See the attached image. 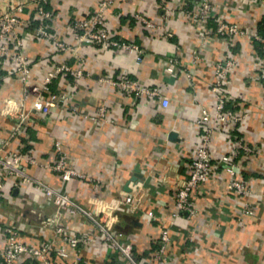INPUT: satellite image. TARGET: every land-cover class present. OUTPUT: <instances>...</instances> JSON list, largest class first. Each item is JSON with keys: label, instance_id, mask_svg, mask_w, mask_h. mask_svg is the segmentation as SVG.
<instances>
[{"label": "crops", "instance_id": "1", "mask_svg": "<svg viewBox=\"0 0 264 264\" xmlns=\"http://www.w3.org/2000/svg\"><path fill=\"white\" fill-rule=\"evenodd\" d=\"M21 1L25 0H0V13ZM99 1L42 2V6L57 14L54 21L47 24L51 36L74 44L70 22L93 12ZM171 2L173 6L179 5L176 0ZM245 5L250 12L242 22L252 25V21H257L254 5L251 1ZM134 11H142L156 22L163 19L153 0H116L109 9L111 35L135 42L144 50L139 64H135L132 51H109L101 46L79 49L75 56L56 52L51 41L32 35L38 18L36 6H28L19 14L18 31L24 38L29 57L31 81H40L54 63L61 61L76 68L82 66L88 74L78 79L65 75L52 80L50 89L65 92L77 105V110H70L66 104H55L46 113L32 112L25 121L20 144L21 149L32 151L45 163L55 161V143L59 142L67 156V165L85 178L72 177L62 184L60 175L48 168H33L29 172L51 187L61 188L88 209L101 203L115 206L116 200L126 192L124 186L131 175L142 174V179L136 182L144 202L133 214L121 206L117 225L124 228L122 232L127 238L135 237L134 249L148 264H153L161 227L170 221L178 228L170 229L166 252L178 257L176 264H264V81L254 78L260 48L248 41L235 47L238 66L228 75L226 89L234 101L230 105L235 109L246 108L249 114L233 131L225 128L213 133V179L205 187L194 189L190 196L197 215L184 213L173 220L172 200L197 146V127L193 119L202 107L214 109L215 99L209 90L213 61L224 55L226 46L218 42L209 44L203 52L207 60L192 65L190 50L196 40L190 26L172 15L167 27L174 36L163 40L129 15ZM170 56L178 58L179 70L174 73L166 70ZM78 57L83 58V62ZM181 67L192 73L193 85ZM14 68V61L0 58V142L14 125L13 120L1 114L4 98L23 97V87ZM123 71L130 72L142 84L159 87L161 97L132 98L99 80L102 75L117 77ZM93 96L104 97L106 118L113 122L92 118L97 116L91 102ZM171 132L176 133V139L170 138ZM235 134L259 151L257 155L240 153L236 159V170L245 178L253 179L251 192L242 197L248 201L252 213L244 217L242 225L234 219L230 203L221 201L219 207L215 206L218 198L226 194L227 172L220 158L233 150ZM8 191L0 210L14 221L24 241L52 238L51 226L55 223L73 232L91 228L87 218L59 209L32 188L19 190L9 183ZM149 209L156 212V219L147 217L145 212ZM126 215L137 219L140 225L130 224L124 218ZM186 234L194 235L192 242L184 240ZM76 253L79 264H114L118 257L97 236L91 242L80 243ZM51 257L54 264H71L72 261V255L58 257L51 253ZM27 264L38 263L29 261Z\"/></svg>", "mask_w": 264, "mask_h": 264}, {"label": "built area", "instance_id": "2", "mask_svg": "<svg viewBox=\"0 0 264 264\" xmlns=\"http://www.w3.org/2000/svg\"><path fill=\"white\" fill-rule=\"evenodd\" d=\"M45 0H25L0 13V58H7L15 62L14 72L18 74L23 87V97L18 99L9 95L3 100L1 114L14 121L12 129L6 138L0 142V203L9 193L8 184L19 190L32 188L35 192L49 199L59 209H65L70 214L80 215L88 219L91 228L87 231H69L61 224L51 226L52 238L40 242H27L21 239L19 228L14 221L7 218L0 210V232L2 246L0 248V264H27L36 261L38 264H54L51 253L58 257L72 255L71 264H79L77 248L82 242H91L95 236L100 241L118 254L114 264H148L142 261L135 251V237L127 238L124 233L116 229L119 220V208L125 207L128 213H136L144 202L138 191L137 182H129L130 191H126L116 200V205L107 203L96 204L88 209L75 201L61 188H54L29 171L33 168H48L60 175L62 184L72 177L85 178V175L67 165L66 154L62 151L60 143H55L57 158L53 162H40L32 153L20 147L24 134V124L32 112H48L55 104H66L72 110H77V105L70 101L65 92H54L50 89L52 80L57 76L70 75L82 78L85 75L82 66L72 67L66 62H56L40 81L30 80L29 57L25 50L24 38L18 31L21 23L20 13L24 8L35 5L38 15L37 22L33 25L32 35L35 38L46 39L56 52L68 53L71 56L78 54L79 49L101 46L106 50L114 49L134 52V62H141L144 50L131 41L111 35L108 11L116 0H100L97 8L85 16L71 21L70 32L75 41L68 44L55 39L48 31L47 24L53 22L57 14L42 6ZM125 2L127 0H120ZM158 10H161L162 22H156L142 11H134L129 15L146 29L158 33L161 39L169 40L174 34L168 26L172 15L178 16L181 22L192 28L195 44L190 50V62L198 65L206 61L204 50L209 44L218 42L226 46L224 55L213 61L212 80L209 90L215 99L212 111L205 107L193 119L197 127V146L187 164L186 175L179 181L174 194L173 220L186 213L187 216H196L197 211L193 206L190 196L194 189L205 187L213 179L212 162V136L214 132L234 130L244 120L249 111L246 108L235 109L233 98L226 89L228 75L238 66V55L235 50L237 44L245 41L252 42L261 50L255 63L254 78L264 81V0H176L178 6H173L171 0H153ZM252 2L257 21L252 25L242 21L248 18L249 10L245 5ZM79 58V57H78ZM83 62V58H79ZM40 61V60H39ZM177 56H170L166 70L174 73L178 69ZM193 85L194 77L186 68H180ZM179 70V69H178ZM100 82L107 83L124 95L132 98L161 97L160 89L156 85H145L132 77L130 72L123 71L117 77L100 76ZM30 107L27 106V99ZM92 105L97 111L94 120L113 122L106 118V101L104 97L93 96ZM230 105V106H229ZM225 130V131H226ZM235 146L230 153L223 154L220 164L227 172L226 194L216 201L219 207L221 201H227L232 206V215L240 225L244 217L252 213L251 207L245 199L252 190L253 179L245 178L236 170V159L240 153L244 155H257L259 151L255 146L247 144L241 136L234 135ZM143 172L145 169L141 167ZM139 194V195H138ZM264 199V194H262ZM225 199V200H224ZM219 202V204H218ZM149 219L154 220L157 214L149 209L146 212ZM178 228L174 221L161 227L158 246L154 252L153 264H176L178 257L166 252L170 241V229ZM194 235H184V240L193 241ZM191 249V248H190Z\"/></svg>", "mask_w": 264, "mask_h": 264}, {"label": "water", "instance_id": "3", "mask_svg": "<svg viewBox=\"0 0 264 264\" xmlns=\"http://www.w3.org/2000/svg\"><path fill=\"white\" fill-rule=\"evenodd\" d=\"M170 138L171 139H176V133L175 132H171L170 134ZM142 179V174H140L139 172H135L131 175V177L129 178V180L126 182L125 186H124V190L125 191H130V187H129V182L132 181V182H136L138 180H141ZM124 218H126V220H128V222L132 225H140L138 220L133 218V217H130V216H124ZM116 229L120 230V231H123L124 228H122L120 225H117L116 224Z\"/></svg>", "mask_w": 264, "mask_h": 264}]
</instances>
